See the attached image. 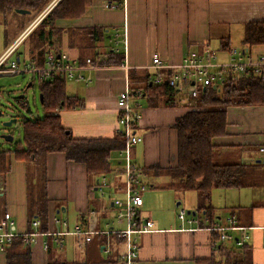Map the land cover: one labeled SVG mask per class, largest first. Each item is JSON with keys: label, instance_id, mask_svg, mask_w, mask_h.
<instances>
[{"label": "crops", "instance_id": "obj_1", "mask_svg": "<svg viewBox=\"0 0 264 264\" xmlns=\"http://www.w3.org/2000/svg\"><path fill=\"white\" fill-rule=\"evenodd\" d=\"M108 3L120 4V7L106 8ZM44 11L38 15L17 12L0 14V57L16 42L18 48L13 57L34 61L37 65L44 63V58L43 62H38L40 59L36 56L31 58L33 49L41 52L51 45V48L81 62L92 58L103 63L112 50L123 52L125 56L123 66L127 67L126 70L120 66L107 65L112 68L96 72L92 84L88 86L67 83V95L84 101L82 109L59 113L62 126L75 139H112L116 136L118 95L124 91L126 82L130 86L131 73L136 72L140 77L146 72L153 74L149 67L154 57L179 64L189 52L207 47L218 50L225 41L229 42V47L242 49L236 47L237 41L233 38H239L242 43L246 24L264 23V0H93L88 13L82 18L57 19L53 27L40 26L38 31L44 29L47 35H51L49 38L38 35L27 49L28 56L24 60L18 49L33 37L29 35L48 15L41 16ZM35 22L34 29L24 36L27 28ZM95 29L98 32L93 35ZM117 30L120 33L125 30L126 39L120 46L114 47V33ZM251 50L255 56L264 54V45L254 46ZM191 108L181 105L175 108L148 107L145 101L139 131L144 141L134 147L133 154L134 162L144 172L141 180L145 181L148 175L155 179L150 187L154 188L160 178H168L161 173L163 169L177 165V133L173 126L177 118L184 116ZM227 122L226 135L214 140L217 146L215 163L243 165L245 175L240 188L223 189L222 192L214 189L211 205L220 223L225 222L226 215H231L239 226L245 228L244 232L250 235L247 245L251 249V258H248L252 264H264V164L258 154V147L264 145V106L230 107L227 110ZM43 164L45 179H41L37 173L36 170H40L37 164L27 165L11 156L9 172L0 175V222L5 214L12 215L17 235L25 236L37 231L32 226L31 218V214L35 213L31 210L30 200L33 188L37 191H42V186L44 188L48 232L63 230L62 226L54 222L55 217L61 214L62 220H67L72 229L76 224H83V217L86 222L89 211L99 208L108 214L112 209L109 199L104 200L96 194L97 187L95 193L90 192V188L98 186V178L88 176L83 164L67 161L63 153L48 154ZM31 170L36 172L33 179L30 177ZM169 183L166 184L168 189ZM187 206L184 209L186 212L195 211L197 200L187 202ZM221 212L226 213L225 216ZM157 214L154 215L145 200L142 216L150 219L154 227L140 240L139 264H201L202 260L211 258L212 235L208 230L183 231L180 229L178 212H174V218L168 212ZM69 238L72 245L79 247L74 237H65V248L68 247ZM46 243L51 248L46 249ZM90 244L85 258H100L104 252L103 242L93 239ZM225 245L235 246L233 242H225ZM55 247L59 251L65 250L58 249L51 237H36L31 246L32 263L87 264L85 261L61 258V253ZM117 248L116 259L122 250L120 246ZM109 259H106V264ZM0 264H7L5 252H0Z\"/></svg>", "mask_w": 264, "mask_h": 264}, {"label": "trees", "instance_id": "obj_2", "mask_svg": "<svg viewBox=\"0 0 264 264\" xmlns=\"http://www.w3.org/2000/svg\"><path fill=\"white\" fill-rule=\"evenodd\" d=\"M54 0H0V14L16 13L17 10H28L31 13H42ZM93 0H60L48 13L32 33L29 35L47 36L40 26L53 25L57 19H78L84 17ZM53 27V26H52ZM38 29V30H37ZM104 32V30H100ZM98 32L93 30V35ZM243 46L250 49L254 46L264 45V23L253 22L245 25ZM37 56L36 49L31 54L40 61L45 60ZM229 42L221 43V49L227 50ZM20 58V57H19ZM20 61L23 62V60ZM125 61L123 52L112 50L108 52L105 66H120ZM35 63L34 61H31ZM94 62H97L94 60ZM43 65L40 63L39 66ZM130 74L132 89H142L148 107L164 106L175 108L177 106L190 107L187 96L181 90L171 87L167 82L161 85H150L152 75L149 73ZM137 86H134V85ZM43 108L47 116L43 120H25L21 123L23 129V143L14 150L0 152V175L9 172L10 157L23 161L27 165L37 164L40 178L45 179L44 160L48 154L63 153L67 161L83 164L88 176L99 178L111 172V165L107 159L116 151L125 148V141L119 135L112 139H75L72 133L62 126L59 113L63 110L82 109L84 101L67 95L65 82L42 83ZM264 106V82L250 74L245 76H231L222 88L207 87L200 89L196 106L191 108L184 116L177 118L173 126L177 133V165L163 169L161 172L170 179L169 189L179 192L198 193V206L191 215L203 214L209 219L208 227L219 221L215 209L211 205V194L214 189L231 190L240 188L244 178L243 165H217L215 163L214 140L224 137L227 130V110L230 107ZM23 145V148H22ZM159 169V168H151ZM161 169V168H160ZM141 173L144 172L140 169ZM160 173V174H161ZM121 184V183H120ZM95 187L90 188L93 194ZM39 194L44 193L38 189ZM34 216H37L35 218ZM32 220L41 221L40 232H48L47 199L45 196L37 201ZM83 225H86L84 217ZM210 233V232H209ZM216 242L210 259L202 260L201 264H252L248 257L251 249L248 245L243 248L228 247L220 241L218 233H210ZM103 244L106 242L105 237ZM117 243L114 244V247ZM117 249V247H116ZM115 249V250H116ZM118 256V255H117ZM251 258V257H250ZM118 258H110L108 264H116ZM7 264H33L31 247L26 246L23 236H17L6 250ZM48 264H85L79 262H49Z\"/></svg>", "mask_w": 264, "mask_h": 264}, {"label": "built area", "instance_id": "obj_3", "mask_svg": "<svg viewBox=\"0 0 264 264\" xmlns=\"http://www.w3.org/2000/svg\"><path fill=\"white\" fill-rule=\"evenodd\" d=\"M60 0H54L41 15L49 13ZM106 8H117L120 4L108 3ZM37 22L27 28L24 36L31 32ZM126 39V32L114 33V47L120 46ZM18 48V42L14 43L0 57V77L15 76L26 74L29 76L31 86L34 83H83L90 85L93 82V75L104 69L112 68L103 65L101 60L94 62L92 58H87L81 62L77 58H72L65 52H59L50 48L45 55L43 65L39 66L29 61L21 62L19 58L13 57ZM221 58V59H220ZM121 69H127L123 64ZM152 84L161 85L167 82L171 87L181 90L189 99L190 107L196 106L200 89L207 87L222 88L231 76L254 75L264 82V54L255 56L250 49H237L229 47L221 56L210 48L194 50L184 56L179 64H172L162 61L158 56L153 58L152 65ZM25 99V98H24ZM145 93L142 89H132L126 82V87L118 95L117 109V128L116 135L125 141V148L114 152L107 162L112 166V178L107 179L109 174L98 178V191L105 197L104 188H110L112 209L115 214L112 221L106 224L103 229H99V219L96 210L88 212L86 225L76 224L72 229L69 228L67 220H59L55 217L54 222L62 226L61 231H50L39 234L41 221L33 220L32 226L37 230L33 234L23 236L26 246L31 247L36 241V237L46 235L53 239L58 249L65 248V237H74L79 247L90 243L96 236H105L103 251L108 256L113 253L112 249L120 246L116 264H139L140 240L147 232H152L154 223L150 219L142 216L144 207L143 194L147 191L146 184L141 180L140 168L132 158L134 147L144 141L139 133L143 119L145 107ZM24 105L27 108L28 104ZM260 161L264 164V145L258 147ZM121 183V184H120ZM181 222V230L197 231L206 229L210 233H218L220 241L233 242L235 247L243 248L250 240V235L245 233V228L237 224L235 218L228 215L224 223L216 221L208 227L209 219L203 214H187L181 210L177 214ZM14 218L9 213L5 214L0 222V252H6L7 247L17 236L14 231ZM243 232V234H238ZM117 246L114 247V244ZM212 245L216 242L212 240ZM46 243V249H49ZM119 250L118 248L116 249Z\"/></svg>", "mask_w": 264, "mask_h": 264}, {"label": "rangeland", "instance_id": "obj_4", "mask_svg": "<svg viewBox=\"0 0 264 264\" xmlns=\"http://www.w3.org/2000/svg\"><path fill=\"white\" fill-rule=\"evenodd\" d=\"M37 37H38L37 35H34L32 38L26 41L22 46H20V48L18 49V53L23 54L22 59L25 60L27 58L28 56L27 49L31 47V45H33ZM233 40L237 41L236 47L238 48L244 47L243 43H241L239 38H233ZM214 49L215 48H213V50ZM217 49L218 50H214V51H216L217 54L223 56L226 50H222L221 47ZM36 53H37L36 55L40 57H43L44 55L43 53L39 54V50ZM29 83H31V81L29 76L26 74L0 77V110L4 114L3 117H0V152L7 150H14V148H16L18 145L23 143V129L21 125L22 122H24L25 120H32V121L43 120L47 116V112L44 111L43 105L40 101V94H41L40 83H34L28 90H26L27 85ZM134 86L137 85L135 84ZM21 95H23L25 99L24 98L20 99ZM25 102L28 104L27 108L24 105ZM17 116H18V121L17 123L13 124L12 127L5 128L3 126V123L9 121L11 117H17ZM8 134L13 136L14 139L12 142H4V140L1 139L2 135H8ZM132 158L134 161L135 158L133 152H132ZM112 167L113 168L111 169L114 170L115 165H113ZM34 175H36V172L31 170L30 177H32V179L34 178ZM111 178H112V174L110 173L107 179L110 180ZM144 180L145 181H143V183L146 184L147 191L143 194L144 196L143 198L144 201L146 200V203L151 207L155 216L158 215L157 213L168 212V215L172 214L174 218L175 216L174 212L179 213L181 210H184L185 207H188L187 202L189 201L193 202L197 200L198 203V199H197L198 193L196 192H176L175 190L166 188L167 182L168 181L170 182V179L168 180V178L165 177L160 178L154 188L150 187L151 184H154L155 182V179L152 177V175H148L147 178H145ZM90 181L92 183L93 179L91 178ZM40 188L42 189L43 186ZM104 190L106 192L105 197H102L99 191L96 192V194L98 193L100 196L99 198H103V199L105 198L104 200H106L111 195L110 194L111 190L108 187L104 188ZM218 190H220V192L223 191V189H218ZM30 195H31L30 200L32 205L31 210L32 212H34L36 210L37 201L39 199H42L44 195L42 192L39 194L36 188L31 189ZM179 203H181V205L178 207ZM114 214H115L114 209L109 210V213L105 214L103 211H101V209L98 208L97 210V215L99 219L98 228L103 229L108 221H112V215ZM225 214L226 213L221 212V215L225 216ZM227 216L228 215H226L225 217ZM62 217H63L62 214L58 216L59 219H62ZM179 223L181 222L179 221ZM104 237L105 236H101V237L96 236L94 239H98V241L102 242ZM67 244L68 247H66L64 251H59L56 249V247L54 248L57 250L58 253H61L60 254L61 258H65L67 260L74 259L75 261H85L87 264H106L107 258H112L117 254V250L112 249L113 253L109 256L104 252H102L100 258H91L90 256L85 258V253L89 252V248L92 244L89 245L88 243L83 247H77L71 244L70 238L68 239Z\"/></svg>", "mask_w": 264, "mask_h": 264}, {"label": "water", "instance_id": "obj_5", "mask_svg": "<svg viewBox=\"0 0 264 264\" xmlns=\"http://www.w3.org/2000/svg\"><path fill=\"white\" fill-rule=\"evenodd\" d=\"M17 13L22 14V15H26V14H30L31 12L28 10H17ZM150 85H152V83ZM30 87H31V83H29L27 85L26 90H28ZM23 98H24V96L21 95L20 99H23ZM40 101L43 104V94H40ZM3 115H4L3 112L0 110V117H3ZM17 121H18V116L17 117H11V119L9 121L3 123V126L5 128H10L13 126V124L17 123ZM1 139L4 140V142H12L14 138H13V136L8 134V135H2ZM187 214H191V212L188 211ZM192 215H195V214L193 213ZM102 249H103V247H102Z\"/></svg>", "mask_w": 264, "mask_h": 264}]
</instances>
